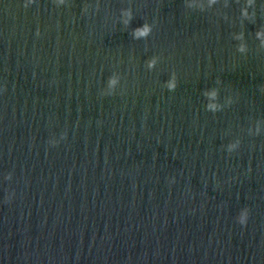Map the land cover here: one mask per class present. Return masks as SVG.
Masks as SVG:
<instances>
[{"label":"water","instance_id":"95a60500","mask_svg":"<svg viewBox=\"0 0 264 264\" xmlns=\"http://www.w3.org/2000/svg\"><path fill=\"white\" fill-rule=\"evenodd\" d=\"M0 264H264V0H0Z\"/></svg>","mask_w":264,"mask_h":264}]
</instances>
